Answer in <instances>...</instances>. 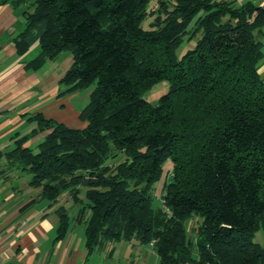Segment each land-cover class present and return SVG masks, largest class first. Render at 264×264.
<instances>
[{"label":"trees","instance_id":"16d2710c","mask_svg":"<svg viewBox=\"0 0 264 264\" xmlns=\"http://www.w3.org/2000/svg\"><path fill=\"white\" fill-rule=\"evenodd\" d=\"M27 6L20 53L36 42L40 69L69 52L59 97L95 85L83 129L37 113L36 127L0 157L31 175L52 204L67 194L58 239L85 225L87 256L107 243L152 246L160 264H264V6L233 1L10 0ZM154 9L151 13L156 12ZM200 36V37H199ZM199 37V38H198ZM196 45L181 59L185 39ZM168 80L157 104L142 98ZM47 132L38 151L25 144ZM173 164L154 206L164 164ZM200 217L191 234L188 222ZM199 221H196L198 224ZM197 253V259L194 254Z\"/></svg>","mask_w":264,"mask_h":264},{"label":"crops","instance_id":"0c3cea01","mask_svg":"<svg viewBox=\"0 0 264 264\" xmlns=\"http://www.w3.org/2000/svg\"><path fill=\"white\" fill-rule=\"evenodd\" d=\"M247 2L264 6V0ZM26 10L27 6L18 7L10 0H0L1 154L14 149L17 140L32 133L36 124L29 117L37 113L70 128L87 126L80 118L83 110L77 109L73 102L78 92L59 97L60 82L74 63L73 55L69 53L64 58L46 62L40 69H32L29 64L40 54L39 42L20 53L17 43L26 27ZM263 35L264 31L260 36L264 54ZM261 63L260 74L263 76L264 60ZM46 135L47 132L31 138L25 147L38 145ZM30 181L29 173L17 170L10 166L6 157H0V264H119L115 260L118 244L107 243L87 256L85 225L76 220L66 236L58 239L60 218L57 209L64 206L74 219L77 216L73 217V214L78 215L79 209L67 194L56 204L43 200L42 189L30 186ZM129 247L138 249L139 253L126 256L122 264H157L154 256L157 254L152 246L149 247L154 254L147 252L141 244H130ZM102 250L104 256L95 254ZM133 256L138 259H132Z\"/></svg>","mask_w":264,"mask_h":264},{"label":"rangeland","instance_id":"374dc122","mask_svg":"<svg viewBox=\"0 0 264 264\" xmlns=\"http://www.w3.org/2000/svg\"><path fill=\"white\" fill-rule=\"evenodd\" d=\"M247 1L248 0H238L236 2V5L240 6V5H242L243 3L247 2ZM156 8H158L157 0H151V2L149 3V5L147 7V11H148L149 15L142 22V28H144L145 30L152 29V23L154 22L155 18L159 15V13L157 12ZM154 9L156 10V12L154 14H152L151 12ZM198 38H196V39H194L192 41H189L188 39H185L184 42L182 43V45L180 46V48L176 52L177 58L181 59L189 50L193 49L195 47V45H196V42H197ZM257 38L260 39L259 36ZM262 38H263V42H264V35H263V37H261V39ZM67 54H69V52L63 53L62 57L66 56ZM262 64L263 63H261V65ZM262 78L264 79V75L262 76ZM170 88H171L170 82L168 80H163V81L155 84L151 89H149L145 93H143L142 98L145 99L146 101L152 103V104H157L159 102V99L163 95L167 94L170 91ZM94 89H95V85H93L91 87H88L86 89H83L81 91H78L77 96L73 100L74 105L77 107V109H82L83 110L89 104L90 99H91V95H92ZM37 147H38L37 144L32 147L34 152L38 151ZM172 172H173V164H172L171 161L168 160L164 164L163 173H162V176H161L160 180L155 184V197H156V200H155L154 206L156 208L163 207L165 209V207L162 205V202H161L162 199H163L162 198V189H163L164 184L171 180ZM76 216H77V214H73V217H76ZM196 221H199L198 224L196 223ZM201 222H202V219L200 217H196V218H194V220H190L188 222L189 233L191 234V232L193 231V227L194 226L198 227L199 224H201ZM254 242L257 243L261 248L264 249V233L262 231H260V232H258L256 234V236L254 238ZM112 244H114L115 246H117V244H118V251L116 252L115 260L119 264L120 263L122 264V263L125 262L126 256L129 258V256H131L132 254L135 255L136 253H139L138 249L137 250L136 249L131 250V247H129L130 244L138 246L139 245L138 241L112 242ZM144 247L146 248L147 252H150V253L154 254L153 253V249L151 247H149V246H144ZM135 248H137V247H135ZM111 252L112 251H110L108 253V257H107L108 260H110L109 254ZM95 254H99L98 256H104L103 255V250L102 251H98ZM154 256H155V259L157 260V264H160L158 256H156V255H154ZM134 258L135 257L133 256L132 259H134ZM194 258L197 259V253L194 254ZM135 259H138V257H136ZM193 264H197V263H193Z\"/></svg>","mask_w":264,"mask_h":264},{"label":"built area","instance_id":"2783aa9c","mask_svg":"<svg viewBox=\"0 0 264 264\" xmlns=\"http://www.w3.org/2000/svg\"><path fill=\"white\" fill-rule=\"evenodd\" d=\"M161 202H162V205L165 207V201H164V200H162Z\"/></svg>","mask_w":264,"mask_h":264}]
</instances>
